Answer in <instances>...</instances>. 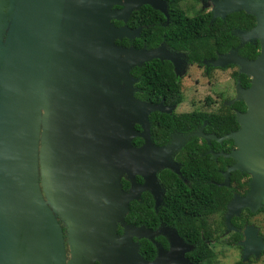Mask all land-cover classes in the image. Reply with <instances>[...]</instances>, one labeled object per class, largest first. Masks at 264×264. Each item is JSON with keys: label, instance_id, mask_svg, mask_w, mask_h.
<instances>
[{"label": "water", "instance_id": "obj_1", "mask_svg": "<svg viewBox=\"0 0 264 264\" xmlns=\"http://www.w3.org/2000/svg\"><path fill=\"white\" fill-rule=\"evenodd\" d=\"M213 3L214 18L240 10L254 15L255 27L238 30L239 36L260 41L255 58L236 49L211 60L221 67L236 64L238 74L251 78L249 87L238 79L230 100L247 105L237 111L239 129L205 136L238 145L225 154L236 162L221 185L229 184L233 170L252 175L247 196L236 195L228 205L230 221L264 193V0ZM143 4L164 9L159 0H0V264L188 263L182 256L190 249L176 229L171 249H159L149 260L134 237L153 238L154 232L126 222L131 200L143 190L152 191L156 206L161 203L158 171L180 172L173 158L180 134L165 145L155 144L151 134L150 114L172 107L136 97L132 70L166 58L179 74L182 53L117 42L140 34V27L126 22ZM136 136L143 138L138 146ZM138 174L142 185L136 184ZM124 176L133 183L130 191L123 188ZM245 234V245L257 240L252 228Z\"/></svg>", "mask_w": 264, "mask_h": 264}, {"label": "flooded vegetation", "instance_id": "obj_2", "mask_svg": "<svg viewBox=\"0 0 264 264\" xmlns=\"http://www.w3.org/2000/svg\"><path fill=\"white\" fill-rule=\"evenodd\" d=\"M159 1H160L161 6L164 9H156L157 12L151 17L141 16L139 13H136V10H139L143 5H149V4H143L139 8H136L133 10L126 24H128L132 28L140 27L141 28L140 34L131 39L127 37L118 39L117 40L118 43L125 45V46L133 45L137 47L134 42L136 38L139 37L143 31L144 26L143 24H141V22L144 21L146 22L145 28L146 30L149 31V33L147 34L149 36L145 38L146 42H144L143 45L137 48H142V47L156 48L161 45H165L167 50L171 52H174V53L181 52L182 53L181 55L182 64L179 68L180 70L179 74H177L175 70L176 74L181 78V82H182V79H184L186 76H190V74L193 73L192 68H194L195 72H197L198 74L197 76H200V74H202V77H204L203 79H207V83L209 84L212 83V78L214 76V73L218 69L227 70L229 68H236L235 70H232L231 72L234 78V82H235L234 94L232 96L224 97V98L217 96L216 99L211 97L213 98V100L208 99L206 97L204 100V103L200 101L199 105L194 104V107L186 111L201 110V111L210 112L212 111L213 105L217 103L218 99L222 100V104L225 103L227 105H232L234 102L230 103V100L233 99L236 95V84H237L238 79L241 80L240 77L235 76V72L236 71L238 72L239 67L236 64H228L225 67L215 66L211 60L217 58L218 56L224 53H227L231 50H236V49H237V52L242 56H246L248 58H255V57H249L243 54L242 50H245L243 48L247 44H257V43L260 44V41L259 40L242 41V39L239 36L238 30H243L246 32L252 30L256 25V17H255V23L251 25L250 27H240V26L234 27L233 31H235L237 33V36L239 37V42L236 45L231 46L228 50H225V51L221 50L220 48H214L212 49V51L207 50L208 52L207 54H209V56H207L206 58H203L201 63L195 62V61L191 62L185 51L180 50L174 44H170L166 41V29L169 24L174 25L177 22L179 15L181 13V10L186 15H189L191 17H196L198 13H202L204 16L209 17L211 22L214 19L221 17V16H217L214 18L215 6L213 3V0H182L179 3H177L176 0H172L174 1V3L172 4H170L169 2L171 0H159ZM113 7L121 8L122 5L115 4ZM227 15L221 18L225 19ZM114 21H115V24L118 26L125 24V22L122 20H114ZM153 41H157L158 43L152 44ZM259 52H260V48H259ZM160 60H168V59L164 58ZM174 69H175V65H174ZM241 75L242 74H238V76H241ZM247 77L249 78V84L248 85L242 84L244 87H249L251 84V78L248 75ZM196 84H197L196 90L198 91L201 86V82L199 81V79H196ZM226 98H229V99L227 100ZM164 100L165 99H163L161 102H163L167 106L172 107L171 111L166 112V113L172 114L174 112H177V113L185 112V111H180L178 109L179 105H181L182 102L180 104L165 103ZM240 101L244 102L245 107L242 110L236 109V114H237V111L244 112L247 110V105L245 101L244 100H240ZM207 124H208V120L205 119L203 125L199 126L197 129L193 131L188 128L183 129V130L174 131L170 139L165 143L167 144L173 138L174 133L180 134L179 140L181 143V147L177 149V151L175 152V155L173 156L174 160L179 165L180 172H176L174 170L173 171L176 172L180 176V178L183 180V183H180V184L182 187H184V189L182 190L180 189L175 193L176 202H177V205H176L177 211L175 212V214L176 216H179V217L182 216L183 212H191L190 204H192L195 201V197L192 196L193 195L192 179L186 177L183 173V170H185V172L189 176H192L195 172L192 169L193 167L191 163H194L195 161L199 159H204V161H208V163L206 162V164H208L207 172L209 173V176H210V173L212 172L210 168V163H211V160L215 158L219 164L224 165V168L219 169L223 176L222 181L218 182V184H220L225 179L224 172L228 169L229 166L233 165L236 162V160L232 156H227L225 154L231 153L234 149L238 147V145L235 144L233 139H225L223 141H218L219 145L216 146V148H219V149H216L215 144H214L215 139L208 140L205 137L206 135L213 133L205 129V126ZM239 127H240V124L238 128L234 130L239 129ZM136 128L141 129L140 124H137ZM199 131H201V133H198ZM138 139H142V142H143L142 137L136 136L133 140V144L136 146L142 143V142L139 144L135 143ZM165 144H162V145H165ZM219 157H221V161H219ZM164 169H169V168H164ZM162 170L158 171L157 173L159 182L161 184L160 190L163 193L161 203L158 206H156L155 196L152 193V191L143 190L140 193L139 198L131 200V202L137 201V204L135 206L137 212L135 213V215H142V217L137 218V221L140 223L135 224L127 219V215L130 212L131 208L129 209L126 215V222L128 224L135 225V226H145L147 229L154 232L153 238L137 237V236L134 237V240L139 242L141 254L143 250L144 252H147L149 256L154 255L151 258H147L146 256L143 255L145 258L149 260H153L154 258L157 257L159 249H161L164 253H167L172 247L171 239L175 234L174 229H176L178 232V235L184 241V246L186 248L189 247L190 249V250L188 249L185 250L184 256H182L188 260V263H179V264H196L191 259V252L196 247L194 243V238H193L194 233L191 231L182 233L176 226L168 222L171 218L168 214V211H170V209L167 207L168 204L166 203V200H165L168 184L163 182L161 178L159 177V173ZM209 176L207 177L210 178ZM135 179H136L137 185H142L145 181L144 177L139 174L135 176ZM122 180H125L123 184V188L127 191H130L132 184H133L131 179H129L127 176H124ZM251 180H252V175L248 171H245V170L243 171V170L238 169V170H233L231 172L230 180H229L230 182L227 185V186H231V188H230V191L229 192L227 191L225 194V196H227L231 193V197L229 199L228 198L225 199V201H227L226 209L223 212V214L213 213V214H210V216H208L207 218L208 224L210 223L208 230H207L208 232L207 234L202 233V236H201L202 239L207 244L216 246L217 251L228 250L226 252L227 254L226 257L235 259L232 263H228V264H234L235 262H239V264H264V246H263L264 245V193L260 191L257 197L250 199L248 204H246L245 206H241L238 212H235L231 216L230 221L227 220L228 218L227 212H228L229 203L233 200V198L236 195H238L241 198H244L247 196L249 190L251 189ZM143 196H145L146 199H144ZM148 206L150 207L152 206V209H155L156 211L161 210V212L157 214H153L152 216L146 217L144 214L148 213L147 210L150 209V208H147ZM150 211L152 210L150 209ZM247 228H252V230L255 232V236L257 239L256 241H252L250 245H245L243 243L247 238L245 234V231ZM64 229H66L65 226H64ZM123 231H124L123 226L119 224L118 232L122 234ZM213 232L215 233L219 232V234L221 235L220 238L218 239L212 238L211 234ZM64 236H65L67 259H70L72 257L71 246L67 241L68 236L66 232ZM144 246H145V249H144ZM147 248L149 249L147 250ZM182 248L183 246L179 245V247L176 250H178L179 253L181 254ZM178 260L179 258H177V261ZM96 264H101V263L97 262ZM199 264H207V262L199 263Z\"/></svg>", "mask_w": 264, "mask_h": 264}, {"label": "trees", "instance_id": "obj_3", "mask_svg": "<svg viewBox=\"0 0 264 264\" xmlns=\"http://www.w3.org/2000/svg\"><path fill=\"white\" fill-rule=\"evenodd\" d=\"M180 1L182 0H176L177 3ZM169 2L170 4L174 3L172 0ZM156 12L157 10L150 5H143L139 10H136V13H139L141 16L149 17L153 16ZM145 23L144 21L141 22L144 26L143 31L134 42L137 47L143 45L146 42L145 38L149 36L147 35L149 31L146 30ZM254 23L255 16L244 10L229 13L225 19L218 17L212 22L209 17L204 16L202 13H198L196 17H191L181 10L177 22L174 25L169 24L166 29V41L185 51L191 62L201 63L203 58L209 56L207 50L212 51L214 48H220L225 51L239 42L237 33L233 31L235 26L250 27ZM157 43V41L152 42V44ZM259 48V43L247 44L244 46L243 49L245 50H242V53L249 57H256L259 53ZM132 73L138 78L135 92L136 97L153 103H159L163 99H165V103L180 104L183 102L185 94L181 78L176 74L174 65L170 60H160L157 58L149 60L143 65L134 67ZM235 76L241 78L243 85L249 84V78L246 74L238 76V72L236 71ZM207 98L213 100L209 96ZM226 99L228 100L229 98ZM244 107L243 101L236 100L232 105L223 103L220 109L210 112L194 110L170 114L159 110L153 111L150 114L153 141L158 145L165 144L174 131L187 128L193 131L202 126L205 119L208 120L205 129L222 136L238 128L239 122L236 117V109L242 110ZM141 142L142 139H138L135 143L139 144ZM214 144L216 148L219 142L214 140ZM219 161H221V157H219ZM206 162L208 163L204 159H199L191 163L192 169L195 172L192 176H189L183 170L184 175L192 179V196L195 197V201L190 204L191 212H183L180 217L175 214L177 211L175 193L180 189H184L180 184L183 183V180L171 169H163L159 173V177L163 182L168 184L165 198L168 204L167 207L170 209L168 214L171 218L168 222L176 226L182 233L190 231L194 233L193 238L196 247L191 252L193 262L196 264L205 262L207 264H220L218 251L215 246L207 244L201 236L202 233L208 230L210 225L207 220L208 216L213 213L223 214L225 211L227 202L225 199H229L231 193L227 196L225 194L227 191H230L231 186L218 184L223 179L219 169L224 168V165L219 164L213 158L210 163L212 172L209 176L207 172L208 164ZM124 182L125 180H122L123 184ZM143 197L146 199L145 196ZM136 204L137 201L131 202V209L127 215V219L138 224L140 222L137 221V218L142 217V215H135L137 212L135 208ZM147 208H150L153 212L150 209L147 210L148 213L144 214L146 217L161 212V210L156 211L152 209V206H148ZM211 235L215 239L221 236L219 232H213ZM142 254L147 258L154 256H149L143 250ZM234 264H239V262H235Z\"/></svg>", "mask_w": 264, "mask_h": 264}, {"label": "rangeland", "instance_id": "obj_4", "mask_svg": "<svg viewBox=\"0 0 264 264\" xmlns=\"http://www.w3.org/2000/svg\"><path fill=\"white\" fill-rule=\"evenodd\" d=\"M235 69L236 68H229L227 70L218 69L214 73L212 83L209 84L207 83V79H203L204 77H202V74H200V76H197V72H195V69L192 68L193 73H189L190 76H186L184 79H182V86L185 97L181 105H179L178 109L180 111L190 110L192 107H194V104L199 105L200 101L204 103L205 98L208 96L213 97L215 99L217 96L221 98L232 96L234 94L235 82L231 72ZM196 79H199V81L201 82V86L198 91L196 90ZM221 104L222 100L218 99L217 103L213 105L212 111L220 109ZM207 232L208 231L206 230L204 233L207 234ZM215 248L217 250L216 246ZM227 251L228 250L218 251V257L220 259L221 264L232 263L235 260L233 258L226 257Z\"/></svg>", "mask_w": 264, "mask_h": 264}]
</instances>
